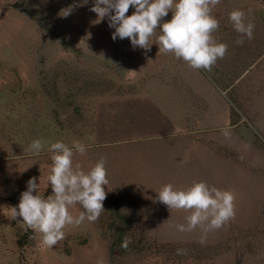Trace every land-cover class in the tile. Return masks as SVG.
<instances>
[{"label":"rangeland","instance_id":"obj_1","mask_svg":"<svg viewBox=\"0 0 264 264\" xmlns=\"http://www.w3.org/2000/svg\"><path fill=\"white\" fill-rule=\"evenodd\" d=\"M79 7L62 17V9L48 10L41 1L0 0V264H264V0H221L212 10L220 24L213 35L228 51L211 71L159 52L155 39L150 50L133 48L127 38L113 41L107 18L96 23L90 11L93 0ZM234 9L255 25L253 39L245 37L243 44L236 43L238 33L228 20ZM171 18L169 12L161 23ZM196 71L227 92L231 123L239 128L229 135L235 144L221 148L229 174L219 184L235 194V222L206 234L199 228L180 233L173 225L188 214L170 211L157 193L148 201L106 193L95 222L67 226L65 238L49 249L20 224L21 217L12 219L10 208L30 178L39 185L33 195H52L47 142H83L98 100L135 94L158 81L180 88L186 108L203 117L202 97L190 103L195 95L187 75ZM34 139L45 141L39 157L27 150ZM239 139L245 157L236 151ZM73 161L80 162L78 153ZM69 211L77 216L83 209L77 204ZM178 249L184 254L177 255Z\"/></svg>","mask_w":264,"mask_h":264},{"label":"clouds","instance_id":"obj_2","mask_svg":"<svg viewBox=\"0 0 264 264\" xmlns=\"http://www.w3.org/2000/svg\"><path fill=\"white\" fill-rule=\"evenodd\" d=\"M69 5L62 9V17L69 16L75 7ZM221 0H93L96 23L108 20V26L114 29L112 39L130 40L133 48L150 50L152 41L159 52L172 54L194 70L211 71L218 60L223 59L228 45L218 43L213 35L219 29V20L212 15V10ZM134 11L126 15L129 9ZM172 13L168 22L162 19ZM251 9H249V14ZM228 20L239 38L237 44H243L244 38L253 39L255 25L248 22V15L240 9L228 13ZM159 30V31H157ZM45 149V141L34 139L28 152L39 157ZM51 163L48 165L47 182L52 195H33L39 185L36 178L27 182V190L21 193L17 206L11 207L12 219L22 218V223L40 238L43 246L51 249L65 238L67 226L79 227L85 221L95 222L104 212L107 179L106 159L101 157L89 170L84 171L79 163L73 161L75 154L84 155L87 147L80 141H73L72 146L62 141L47 142ZM158 202L169 210H182L189 213L184 223L173 225L180 233L201 229L203 233L218 230L235 217V194L221 190L204 181L193 182L186 189H176L173 184H166L156 192ZM80 205L83 211L73 216L69 208ZM201 244L205 240L201 239ZM130 241L125 238L122 248H127ZM184 250L178 249L177 255ZM98 264H103L98 261Z\"/></svg>","mask_w":264,"mask_h":264},{"label":"crops","instance_id":"obj_3","mask_svg":"<svg viewBox=\"0 0 264 264\" xmlns=\"http://www.w3.org/2000/svg\"><path fill=\"white\" fill-rule=\"evenodd\" d=\"M32 1L59 11L70 0ZM187 76L195 95L190 103L198 101V96L204 101L201 118L186 108L180 88L158 81L148 83L141 92L96 102L90 117L93 129L82 142L87 151L79 154V164L87 171L101 157L106 159V193H127L134 200L148 201L150 193L169 183L186 189L193 182L204 181L217 188L224 182L229 172L224 169L228 158L223 150L235 144L229 135L239 130L231 123L230 99L207 73L196 71ZM236 151L245 157L241 139Z\"/></svg>","mask_w":264,"mask_h":264}]
</instances>
